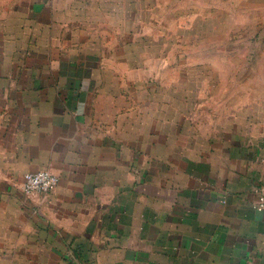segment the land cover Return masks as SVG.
I'll use <instances>...</instances> for the list:
<instances>
[{
	"label": "crops",
	"instance_id": "1",
	"mask_svg": "<svg viewBox=\"0 0 264 264\" xmlns=\"http://www.w3.org/2000/svg\"><path fill=\"white\" fill-rule=\"evenodd\" d=\"M99 2L0 0V264H264V133L129 93Z\"/></svg>",
	"mask_w": 264,
	"mask_h": 264
},
{
	"label": "rangeland",
	"instance_id": "2",
	"mask_svg": "<svg viewBox=\"0 0 264 264\" xmlns=\"http://www.w3.org/2000/svg\"><path fill=\"white\" fill-rule=\"evenodd\" d=\"M98 1L81 9L111 34L104 57L129 93L182 112L188 130L264 133V0Z\"/></svg>",
	"mask_w": 264,
	"mask_h": 264
},
{
	"label": "built area",
	"instance_id": "3",
	"mask_svg": "<svg viewBox=\"0 0 264 264\" xmlns=\"http://www.w3.org/2000/svg\"><path fill=\"white\" fill-rule=\"evenodd\" d=\"M58 181V176L49 170L27 172L24 176L22 188L28 194L50 193L56 189ZM253 207L264 213V184L258 188V198Z\"/></svg>",
	"mask_w": 264,
	"mask_h": 264
}]
</instances>
